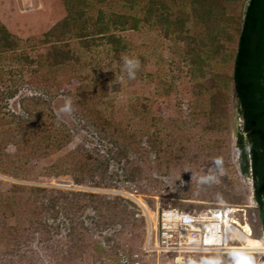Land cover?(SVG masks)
Here are the masks:
<instances>
[{
    "label": "rangeland",
    "instance_id": "1",
    "mask_svg": "<svg viewBox=\"0 0 264 264\" xmlns=\"http://www.w3.org/2000/svg\"><path fill=\"white\" fill-rule=\"evenodd\" d=\"M66 7L63 0H0V18L17 43L13 53H46L51 44L44 41L45 34L67 17ZM125 35L133 42L127 57L140 61L135 79L128 78L123 65L119 68L118 60L99 78L103 99L97 109L112 126H96L85 103L77 99L76 87L88 80L73 78L54 89L32 80L3 101L4 111L22 113L23 97H43L70 130L71 140L48 155L22 153L20 160L16 144L23 143L22 137L5 140L6 149L0 150V264H116L121 252L141 251L148 216L157 221L158 209L169 204H253L251 175L239 166L237 133L243 120L233 88L223 126L204 130L205 118L193 107L188 68L169 70L175 57L173 39L144 27ZM66 39L70 47L81 45L76 38ZM204 82L212 83L210 67ZM66 99L72 101L71 114L60 111ZM216 157L223 158L222 174L216 173L214 183L200 184L199 177L208 174ZM14 183L25 188L16 190ZM119 198L125 206L117 205ZM249 213L253 229L259 231L257 209ZM211 258L198 253L191 262L211 264ZM144 259V264L165 262L162 255ZM258 260L256 255L234 254L223 264Z\"/></svg>",
    "mask_w": 264,
    "mask_h": 264
},
{
    "label": "trees",
    "instance_id": "2",
    "mask_svg": "<svg viewBox=\"0 0 264 264\" xmlns=\"http://www.w3.org/2000/svg\"><path fill=\"white\" fill-rule=\"evenodd\" d=\"M63 1L68 15L45 34L44 41L51 46L37 56L13 53L17 43L0 18V87L6 85L0 89V150L5 140L19 135V142L23 141L16 144L20 160L22 153L48 155L71 140L70 130L46 107L43 97H23L22 113L4 111L3 101L15 97L19 86L32 80L53 89L73 78L88 80L76 87L77 99L85 103L96 126H112L97 109L103 99L102 70H112L116 60L119 68L123 65L122 57L133 49L126 32L150 28L165 40L173 39L175 57L169 70L188 68L193 107L205 118L204 130L223 126L233 88L243 120L237 133L240 171L253 180L264 234V0ZM72 4L76 8H70ZM67 37L80 40L81 45L70 47ZM209 67L212 83L207 86L204 77ZM132 111L137 113V107ZM78 164L85 169L82 160ZM13 187L21 190L25 185L14 183ZM79 194L104 198L98 193ZM123 199L117 205L125 206Z\"/></svg>",
    "mask_w": 264,
    "mask_h": 264
},
{
    "label": "built area",
    "instance_id": "3",
    "mask_svg": "<svg viewBox=\"0 0 264 264\" xmlns=\"http://www.w3.org/2000/svg\"><path fill=\"white\" fill-rule=\"evenodd\" d=\"M253 204L207 203L181 208L169 204L148 216V235L141 251L121 252L116 264H144L145 257L162 255L164 264H190L198 253L212 254L211 264H222L227 255L257 254L263 264L264 235L253 229L248 210ZM250 228V232L245 227Z\"/></svg>",
    "mask_w": 264,
    "mask_h": 264
},
{
    "label": "clouds",
    "instance_id": "4",
    "mask_svg": "<svg viewBox=\"0 0 264 264\" xmlns=\"http://www.w3.org/2000/svg\"><path fill=\"white\" fill-rule=\"evenodd\" d=\"M122 59H123L124 70L127 72L128 78L129 79H135L136 72L138 71V69L140 67V61H139V59L129 58V57H126V56L125 57H122ZM60 111L63 112V113H65V114H71L73 112V107H72V101H71V99H66L65 100V103L62 106V108H61ZM211 164H212V168L210 169V171L208 172V174L202 175V176L199 177V183L202 184V185L203 184H211V183L216 182L217 179H218L216 173L219 172V173L222 174V172H223V158L222 157H216L211 162ZM252 185H253V180H252ZM253 190H254V188H253ZM252 193H253V203H256V206L253 205L252 208L254 207L258 211V204L254 200V191H252ZM235 204H239V203H235ZM248 212H249V210H248ZM261 230H262V226H261ZM252 255H256L257 258L259 257V255H257V254H252ZM262 260H264V255L262 256ZM190 264H195V262L194 261L193 262H190ZM215 264H220V262L217 261V262H215Z\"/></svg>",
    "mask_w": 264,
    "mask_h": 264
},
{
    "label": "water",
    "instance_id": "5",
    "mask_svg": "<svg viewBox=\"0 0 264 264\" xmlns=\"http://www.w3.org/2000/svg\"><path fill=\"white\" fill-rule=\"evenodd\" d=\"M248 232H250V228L247 226L245 227ZM264 253V252H263Z\"/></svg>",
    "mask_w": 264,
    "mask_h": 264
},
{
    "label": "snow or ice",
    "instance_id": "6",
    "mask_svg": "<svg viewBox=\"0 0 264 264\" xmlns=\"http://www.w3.org/2000/svg\"><path fill=\"white\" fill-rule=\"evenodd\" d=\"M244 264H249V262L248 261H245Z\"/></svg>",
    "mask_w": 264,
    "mask_h": 264
}]
</instances>
